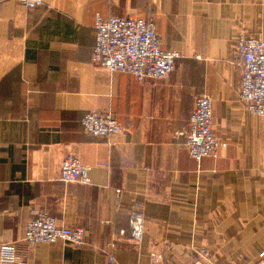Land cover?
<instances>
[{
  "label": "crops",
  "instance_id": "0c3cea01",
  "mask_svg": "<svg viewBox=\"0 0 264 264\" xmlns=\"http://www.w3.org/2000/svg\"><path fill=\"white\" fill-rule=\"evenodd\" d=\"M0 3V244L28 264H255L264 251V119L239 99L234 51L264 38V0H41ZM155 23L180 57L163 80L135 81L92 61L94 16ZM212 103L216 158H190L179 135L196 98ZM89 112L124 131L83 132ZM74 155L89 185L60 181ZM85 231L84 245H25L31 210ZM138 212L145 234L129 236ZM112 259V262L109 261Z\"/></svg>",
  "mask_w": 264,
  "mask_h": 264
},
{
  "label": "built area",
  "instance_id": "2783aa9c",
  "mask_svg": "<svg viewBox=\"0 0 264 264\" xmlns=\"http://www.w3.org/2000/svg\"><path fill=\"white\" fill-rule=\"evenodd\" d=\"M7 0H0V3ZM25 8L34 9L41 0H15ZM94 48L92 61L109 73L131 76L137 82L159 81L169 76L180 55L176 51L161 48L160 38L152 20L141 17L94 16ZM236 67L240 70L239 99L246 110L264 119V38L241 36L235 46ZM86 134L96 138H109L124 131L122 124L111 113H86L80 121ZM184 138L188 155L197 164L205 157L216 158L218 150L225 147L215 137L212 126V103L207 95H199L189 117L188 127L179 133ZM89 167L77 157L67 155L60 170V181L64 184L89 185ZM145 234L144 219L138 212L129 218V236L140 245ZM85 231L69 229L57 223L43 210H31L26 224L23 242L25 245L51 244L62 241L72 247L84 245ZM158 264L160 255L151 254ZM112 262V259L109 258ZM0 264H28L16 244H0ZM188 264H215L212 260L194 261ZM255 264H264V251Z\"/></svg>",
  "mask_w": 264,
  "mask_h": 264
}]
</instances>
